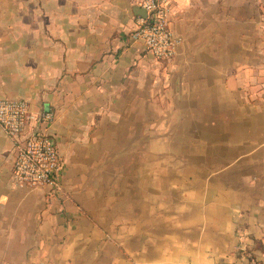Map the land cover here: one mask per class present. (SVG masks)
<instances>
[{"label":"crops","instance_id":"crops-1","mask_svg":"<svg viewBox=\"0 0 264 264\" xmlns=\"http://www.w3.org/2000/svg\"><path fill=\"white\" fill-rule=\"evenodd\" d=\"M23 1L0 0V99L55 112L72 196L18 188L0 126V222L35 225L32 259L264 264V0H170L172 61L131 40L139 0H44V29Z\"/></svg>","mask_w":264,"mask_h":264},{"label":"built area","instance_id":"built-area-1","mask_svg":"<svg viewBox=\"0 0 264 264\" xmlns=\"http://www.w3.org/2000/svg\"><path fill=\"white\" fill-rule=\"evenodd\" d=\"M146 17L137 15L131 40L158 61H172L182 44L172 26L170 0H139ZM49 108L32 109L26 99H0V126L13 140V178L17 186L62 189V158L49 125L55 120Z\"/></svg>","mask_w":264,"mask_h":264},{"label":"rangeland","instance_id":"rangeland-1","mask_svg":"<svg viewBox=\"0 0 264 264\" xmlns=\"http://www.w3.org/2000/svg\"><path fill=\"white\" fill-rule=\"evenodd\" d=\"M24 4L31 9L33 6L31 5L29 0H24ZM35 13L36 10H40V13H36V18H30L28 21L29 28H39L44 29V0H37V4H35ZM33 11V10H31ZM154 61L150 60V65H153ZM161 72L157 71L156 69H150V76H160ZM153 77V78H154ZM152 78V77H150ZM102 115H98L94 118L93 124H92V130L89 133L88 140H97L100 141L101 144L97 145V147L94 148V151L97 153L104 152L105 149V143L111 144L110 138L104 136L103 134L95 135L97 129L100 127ZM108 130V129H107ZM97 136V138H96ZM120 139H117L119 142ZM109 151V149H108ZM20 189H31L33 187L30 186H17ZM62 195L60 198H58V193H53L50 190H48V193L46 194V201L48 205L53 204V201L59 199V200H65L66 198L70 199L72 196L70 195V192H67L62 187ZM60 194V193H59ZM59 212L61 209L58 210ZM2 217V214H0V218ZM0 225L4 228L0 229V264H61L58 260H34L32 259L34 253L38 250H42L43 246L42 243L43 240L36 235V230L34 229L35 225H29L26 224L28 227V230H24L25 232H29L31 234V237L28 238L26 236L20 237L19 235V229L17 228V222L10 220L9 222H0ZM21 233H24L23 231ZM104 239L109 240L112 239L111 234L107 231H104ZM118 245L122 246L123 243L120 239L117 240Z\"/></svg>","mask_w":264,"mask_h":264},{"label":"water","instance_id":"water-1","mask_svg":"<svg viewBox=\"0 0 264 264\" xmlns=\"http://www.w3.org/2000/svg\"><path fill=\"white\" fill-rule=\"evenodd\" d=\"M135 12H136L137 15H140V16L146 17V15H147L146 10H144L141 7H137V9H135Z\"/></svg>","mask_w":264,"mask_h":264}]
</instances>
